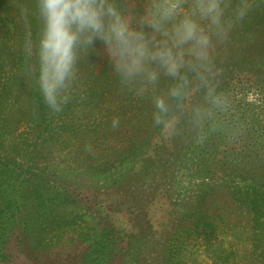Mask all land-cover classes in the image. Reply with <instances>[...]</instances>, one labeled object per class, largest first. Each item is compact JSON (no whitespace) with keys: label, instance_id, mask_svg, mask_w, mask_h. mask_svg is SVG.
<instances>
[{"label":"trees","instance_id":"16d2710c","mask_svg":"<svg viewBox=\"0 0 264 264\" xmlns=\"http://www.w3.org/2000/svg\"><path fill=\"white\" fill-rule=\"evenodd\" d=\"M15 2L26 10L27 29L14 24L8 31L17 32L24 49L0 83V264H129L134 238L142 240L155 228L163 211L182 235L200 230L210 246L215 234L228 235L230 240L218 241L213 251L221 264H264V0H248L249 10L234 18L217 52L220 90L228 96L242 134L234 140L216 134L202 146L188 137L163 139L151 121V100L121 90L99 43V55L79 60L75 79L62 93L68 102L60 104L59 112L51 109L41 83L42 76L56 75V42H41L36 0ZM143 2L138 0L141 8ZM232 2L235 6L239 0ZM114 117H119V128L123 123L130 127L119 130L117 139ZM98 151L108 154L95 158L92 153ZM79 171L96 180V186L101 180L102 192L123 187L121 197L136 196L147 183L164 193H156L145 211L119 202L121 209L110 213L78 187L73 174ZM178 174L191 184L188 196L172 193ZM183 202L203 208L178 211ZM227 202L248 217L240 229L221 213ZM197 212L204 213L201 220L181 231ZM103 215L109 227H83ZM136 218L144 224L133 225ZM147 237L154 238L151 233ZM164 259L172 263L169 249Z\"/></svg>","mask_w":264,"mask_h":264},{"label":"clouds","instance_id":"9594fccd","mask_svg":"<svg viewBox=\"0 0 264 264\" xmlns=\"http://www.w3.org/2000/svg\"><path fill=\"white\" fill-rule=\"evenodd\" d=\"M43 39L56 42L54 79L42 76L45 103L61 111L62 93L77 74L81 57L103 47L122 91L149 98L152 122L165 140L188 137L203 145L222 134L234 140L242 127L231 117L220 90L217 52L248 0H36ZM167 81L161 87V82ZM113 128L119 117L113 118Z\"/></svg>","mask_w":264,"mask_h":264},{"label":"rangeland","instance_id":"374dc122","mask_svg":"<svg viewBox=\"0 0 264 264\" xmlns=\"http://www.w3.org/2000/svg\"><path fill=\"white\" fill-rule=\"evenodd\" d=\"M24 11H26L24 6L21 3H16L15 0H0V83L2 79H6L8 76H10V72H12L15 63L13 58L17 55V52H22L24 49V40L20 39V36L19 38H16L18 35L17 32L13 34L8 32L14 27V24H16V26L20 29H27V21L26 18H24ZM164 82L165 81H162V83ZM126 128L130 127L125 123H123L120 128H115L112 131L114 133L113 138H120L121 134L119 130H124ZM147 131L152 132V127L148 126ZM142 134L146 135V132H143ZM89 143L92 147V141L89 140ZM78 154L80 155V153ZM92 154L95 158H97L103 154L107 155L108 153H101L98 151L93 152ZM82 155L84 154H81V156ZM72 162L73 160H71L69 164L71 165ZM76 162L79 161H75V163ZM111 171L114 173L115 169H112ZM81 173L82 172L79 171V174L76 172L73 174L78 187L80 189H84L90 196L92 195V201L102 204L104 208L110 213L116 209H121L119 202H122L123 206L125 205L127 208L131 205H134L135 207L141 206L143 211H145L148 209V204L151 203L153 196L156 193L162 195L164 193V190L160 187L149 189V185H147V183V188L144 186L141 190H139V192H136V196H129L128 198L121 197L123 195V187H106L102 192L101 180L96 186V180L91 178L88 174ZM148 176L150 177L151 181L155 179L153 174H149ZM145 183L146 181L144 182V185ZM190 185L191 184L186 180V178H184V176L178 174L174 180V188L172 189V193L175 195V197L181 193H185L184 195L188 196L189 193L187 186ZM188 204V202L179 204L178 211L189 209L191 207L198 209L203 208V205L199 207L191 205L188 207ZM227 205V208L222 209L221 213L224 212L226 216L225 219L228 222L231 221L228 223L230 226L234 225L236 229H240L242 223H246L248 218L247 215L242 212L240 208H234L233 204H231L229 207V202H227ZM81 206H83L85 211H88L90 208L89 205ZM194 208L189 211H191V213L194 212ZM203 214V212H197L195 215H192L190 221L182 223L181 231H184L190 227H194L195 222L197 220H201L200 216ZM103 216V218L99 216L97 218H93L94 220L92 222L87 221L86 224L84 223L83 227L85 229H92L93 231L96 229L98 224L100 228L104 226L109 227L106 222L107 219H105V215ZM143 222V218H136V221L133 222V225L136 224L137 227H139L144 224ZM154 225L155 228H150L149 231L144 234V238H142V240L141 237H138V239L134 238L135 243L131 244L129 249V254L131 257H133V259L129 264H168L169 262H166L164 259L167 249L170 251L171 264H221L220 260H216V255L213 253V251L218 248V241L222 242L226 238L230 240L228 235H225L223 238H221L219 234H215V243L210 246L208 241H206L202 236L200 230H187L184 232V235H182L180 229L176 227V224H174L172 219H169L168 213L165 211L156 217ZM228 231H226V233ZM149 233H151L154 238L147 237L145 239ZM173 234L175 235L174 239L170 240ZM168 240H170V242L166 246ZM225 244H227V240ZM219 246H221V244ZM207 253L209 255H207Z\"/></svg>","mask_w":264,"mask_h":264}]
</instances>
